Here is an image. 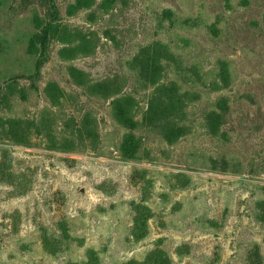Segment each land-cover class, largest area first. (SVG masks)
Listing matches in <instances>:
<instances>
[{
  "label": "rangeland",
  "instance_id": "obj_1",
  "mask_svg": "<svg viewBox=\"0 0 264 264\" xmlns=\"http://www.w3.org/2000/svg\"><path fill=\"white\" fill-rule=\"evenodd\" d=\"M73 4L0 0V159L26 182L0 175V264H119L156 249L170 264H264V0ZM49 23L80 30L91 51L64 59L53 40L37 71L28 45ZM110 78L134 98L133 131L117 96L88 89ZM134 203L152 210L139 242Z\"/></svg>",
  "mask_w": 264,
  "mask_h": 264
},
{
  "label": "trees",
  "instance_id": "obj_2",
  "mask_svg": "<svg viewBox=\"0 0 264 264\" xmlns=\"http://www.w3.org/2000/svg\"><path fill=\"white\" fill-rule=\"evenodd\" d=\"M94 0H75V4L71 6L70 14L74 15L75 12L82 10L83 8H88L93 4ZM41 24H38V27L41 28ZM53 40H57L61 43H66L67 46L63 47L59 54L62 58L67 59V57L77 56L79 53H87L90 52L91 40L83 34L78 29H71L68 26L58 24H47L42 27L40 32L33 36L29 45H28V54L36 57L35 69L40 70L45 64V56L47 51L50 48V44ZM154 59H150L148 61V68L146 76L148 80L152 82L153 85L156 84V81L153 79L154 74L151 73V69L149 66ZM154 62V61H153ZM156 61L154 62V64ZM152 67V66H151ZM70 73L76 82L79 85H84L86 80V75L83 71L77 68V66H73L70 69ZM154 80V81H153ZM114 81H118L115 79H108L104 81H99L97 83L88 85V89L95 95L101 96L102 98L117 96L112 104L114 105V114L117 122L126 130L133 131L137 126V121L134 120L132 111L134 106V98L129 95L122 94V86L120 84L115 83ZM55 88V85L48 89V94L50 98L54 101L60 102L64 97V92L62 90H55L54 94H52V90ZM81 132H86V135L91 138L94 134H96L94 126H91V122L83 121L80 128ZM11 136V135H9ZM9 140H13L16 143L19 142H27L25 138H17L14 136L7 137ZM51 143L54 145H58V141L54 138L50 139ZM138 141L134 137L133 133H129L128 136L125 137V140L120 148V155L124 160H136L138 158ZM11 165L6 161V157L0 159V175L2 180L10 177V184L15 189H22L26 182L24 180H19V177H16L13 170L11 169ZM134 174H140L139 171H135ZM141 175V174H140ZM139 178L142 179V175ZM16 179V180H15ZM24 189V188H23ZM22 194V193H20ZM133 210L136 211L135 218V228L132 233L134 240L139 242L144 240L148 235V222L152 217V210L150 207L143 203H134ZM258 256V255H257ZM119 264H170V259L167 253L163 249H156L151 251L147 257L143 261L130 260L127 262L119 263Z\"/></svg>",
  "mask_w": 264,
  "mask_h": 264
}]
</instances>
